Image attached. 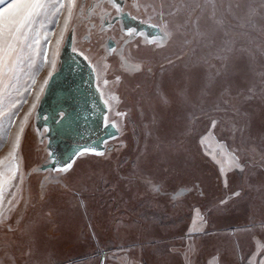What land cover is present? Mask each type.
I'll list each match as a JSON object with an SVG mask.
<instances>
[{
    "label": "rangeland",
    "instance_id": "374dc122",
    "mask_svg": "<svg viewBox=\"0 0 264 264\" xmlns=\"http://www.w3.org/2000/svg\"><path fill=\"white\" fill-rule=\"evenodd\" d=\"M76 2L78 4L79 0ZM217 3L223 5L224 10L231 4L233 14L238 17L247 16L248 5L257 9L252 19L255 27L243 21H232L237 27L228 73L215 75L220 67V61L215 58L216 52L197 50L195 57L189 54L184 63L177 62L175 67L166 66L164 80L169 91L188 89L193 101L200 100L206 110L207 105L218 102L221 94L228 90L229 94L223 99H231L241 108L242 114L255 113L256 131L251 137L255 143L242 145L247 149L249 168L232 178L231 166L226 159L225 166L229 168L230 175L227 187L216 180L211 170L205 169L211 178L202 185L207 189L208 200L214 204L221 199L228 200L226 210L208 218L205 209L201 208L206 201L188 194L191 185L185 187L186 178L180 171L182 161L178 146L182 137L179 122L174 134L165 140L158 130L160 116L152 111L155 100L151 105L142 101L139 90L134 91L135 103L132 106L119 107L115 112L120 134L106 142L104 157H81L62 177L51 178V174L45 173L43 180L34 176L26 184L27 171L34 162L37 148L30 139L27 143L25 138L37 108V96L40 98L44 81L52 71L51 62L54 59L56 65L60 54L62 40L59 53L54 55L67 15L65 10L64 15L58 18V25L52 17L40 18L44 30L55 33L48 60L41 64L37 59V66L33 69L25 64L23 72L19 73L18 83L15 80L5 81L0 102V158L7 156L11 150L26 114L28 120L16 179L8 183L7 161L2 169L5 187L4 204L0 211L5 219L12 217L13 228L18 227L19 231L5 232L0 228V264H155L169 250H175V259L180 264L185 252L192 256L187 249L190 229L194 230V239L199 247V254L192 257L195 264H216L217 250L224 247L228 248L233 264H261L264 261V142L259 137L260 116L264 111V9H261V0H217ZM148 14L155 19L153 13ZM65 34L63 32V37ZM137 55L154 57V63L160 64L164 63V57L175 58L179 52L173 47L162 53L140 50ZM193 62L199 75L195 81L189 78ZM107 63L114 61L110 59ZM185 64L189 68L186 69ZM154 71L155 79L159 80V68L154 67ZM101 76L102 82L113 78L110 72L105 76L102 71ZM143 79L138 78L139 81ZM130 82L135 89L137 81ZM33 104L35 108H32ZM169 111L165 109L164 115ZM220 118L225 121V127L231 125L230 116L222 115ZM168 141L177 147L170 148ZM166 152L171 156L158 171L159 183L146 191L143 181L137 183L133 176L137 161L145 155L164 159ZM21 175L22 183L19 179ZM129 176L133 177L132 183L125 179ZM42 183L53 193V199L45 204L38 200ZM241 187L244 189L242 197H232V192ZM13 196L16 201L11 205L10 212L9 200ZM198 208L199 215L196 212ZM50 211L51 216L48 215ZM204 219L208 220L209 236L199 235V230L205 227L202 223Z\"/></svg>",
    "mask_w": 264,
    "mask_h": 264
},
{
    "label": "snow or ice",
    "instance_id": "6c2138e0",
    "mask_svg": "<svg viewBox=\"0 0 264 264\" xmlns=\"http://www.w3.org/2000/svg\"><path fill=\"white\" fill-rule=\"evenodd\" d=\"M80 8L76 0H0V102L5 91V81L15 80L19 82V73L24 70L25 64L30 68H35L37 59L41 64L48 60V51L51 49L52 36L54 32L45 31L44 23L41 17H52L58 25V18L64 15L63 30L60 40L57 41L54 55L59 53L60 41L63 40V32L69 31L70 25L74 20L78 19L76 10ZM94 8L100 9L102 16L101 33L104 32V26L111 30L115 35L107 37L109 41L114 42L108 44L101 58L105 76L111 73L113 85H121L126 81H137L134 87L140 91L141 100L147 101L150 105L155 100V107L152 108L154 113L160 116V135L167 140L169 135L174 134V128L179 122L181 129L180 135L182 139L179 141V156L182 161L181 174L185 179V187L188 188V194L199 196L206 201L201 204V208L205 209L206 216L211 218L215 213L226 210L228 200L221 199L218 203L208 200L205 181L210 177L205 173V169H209L215 175L217 181L229 185L230 175L229 168L225 166V160L231 166L232 178L237 173H244L249 168L248 158L246 156L247 149L242 148L245 143H255L251 139L256 131V117L254 112L241 113V108L231 102V99L225 100L223 97L229 94L225 90L221 94V99L213 101L206 106L200 100L193 101L191 92L188 89L181 88L178 91H169L164 80V73L167 67H175L177 62L184 63L185 57L191 54L195 57L197 50H211L217 53L216 59L220 61V67L216 69V76H222L228 73L231 54L234 51L233 35L237 25L232 23L233 20L243 21L252 27L253 17L257 13V9L252 5L247 6V16L238 17L233 14V6L228 5L224 10L223 5L218 4L217 0H182L178 3H169L168 0H159L153 3H140V0H133L131 4L127 0H107L106 5H95ZM131 8L138 13H153L157 19L156 24L150 25L157 30V36H151L146 31L137 28L128 27L125 24L124 17L131 15L126 9ZM240 8V5H236ZM261 9H264V0H261ZM82 11V10H81ZM138 19L139 17H133ZM39 22V28L37 23ZM146 22V21H143ZM75 31V29H72ZM116 35L120 36V40H116ZM142 37L143 41L137 40L135 46H132V37ZM104 37L101 35L100 39ZM43 41V43H42ZM154 45V51L162 53L166 49L175 47L179 55L175 58L164 57V63L155 64L154 57L140 56L139 52L142 46ZM123 45V47H122ZM75 51V48L73 49ZM84 59H89L84 52L79 53ZM112 59L114 63L108 64L107 61ZM91 63V61H89ZM52 71L48 76L51 78L55 71V60L51 62ZM129 66L133 69L129 71ZM95 67V65H93ZM154 67L160 70V79L156 80V72ZM185 68H189L185 64ZM143 77L142 81L138 78ZM189 78L193 81L199 79L196 72V63L193 62L189 72ZM99 79V77H98ZM32 83H35L33 79ZM48 83L45 79L44 84ZM104 84L108 85L109 80L104 79ZM99 87V85H98ZM43 91V88H41ZM204 95V89L201 90V96ZM39 100V95L37 96ZM19 102V101H17ZM107 103V101H106ZM36 105L33 104L32 108ZM165 109H170L167 115H164ZM31 111V110H30ZM199 113V115H197ZM61 119H65L68 114L59 113ZM228 115L231 117V125L225 127V121L220 117ZM206 118V119H205ZM28 120V114L25 115L21 122L18 133L16 134L12 148L7 156L0 158V209L4 204V187L5 173L2 171L7 164L8 183L16 179V173L20 171L19 161L22 159L20 148L24 136L25 124ZM105 122L108 123L107 118ZM114 126V122H113ZM119 132V129H117ZM259 137L264 142V111L261 112ZM170 148H176L177 145L172 141H168ZM50 147V145H49ZM55 152H50L52 168L55 169L60 161L55 159ZM89 155L104 157L103 151H98L95 147L81 146L69 158V161L60 164L58 171L69 173L76 162V158L87 157ZM171 153L166 152L165 158L154 157L150 155L143 156L137 161L136 170L133 173L136 182L143 181V187L148 189L155 187L159 181L157 180L158 171L162 169L164 163L168 162ZM40 170L48 171L47 166H41ZM23 182V175L19 177ZM129 183H132L133 177H125ZM47 181V177H45ZM59 183V182H58ZM210 187V185H209ZM175 191V189H174ZM244 189L232 192V197L241 198ZM82 195V193H80ZM58 195V194H57ZM53 199L51 193L45 185H40L38 200L41 204L47 203ZM16 201L13 196L9 200V211L11 205ZM200 214V209L196 210ZM51 211L48 213L51 216ZM205 227L199 230V235L209 236L207 224L208 220H202ZM0 228L5 232L19 231L18 227L13 228L12 217L4 218L3 212L0 211ZM194 230L188 232L187 249L192 256L185 252L183 262L180 264H195L192 258L199 254V247L194 239ZM31 254L29 250V255ZM175 250L167 251L160 260L155 264H178L175 259ZM264 254V251H262ZM216 264H233L229 259V251L227 247L218 249ZM264 264V261L261 262Z\"/></svg>",
    "mask_w": 264,
    "mask_h": 264
},
{
    "label": "flooded vegetation",
    "instance_id": "af4514ba",
    "mask_svg": "<svg viewBox=\"0 0 264 264\" xmlns=\"http://www.w3.org/2000/svg\"><path fill=\"white\" fill-rule=\"evenodd\" d=\"M146 1L140 0V3H146ZM132 2L133 0H127L128 4ZM157 2L159 1L157 0ZM106 3L107 0H79L78 5H80V8H78L77 15L79 18L75 24L70 26L69 31H66L61 41L62 46L55 71L51 78H48V83L44 85L37 108L34 110L28 135L25 138L27 143L28 139H30L38 151L33 155L34 162L27 171L26 184L34 176L41 177L40 179L43 180L45 173L51 174V178L68 174L58 171L60 164H63L64 160L63 150H68L70 143L69 141H63L61 138L75 134L84 135L87 124L97 127V132H99L103 111L101 100L107 106L103 118L104 124H113L114 122L116 129L119 128L116 123L117 118L114 117L115 112L119 107L132 106L135 103L134 91L137 89H133L130 81H126L121 85H113L111 83L112 80H109L108 85H104V82H102L101 73L104 70L101 58L108 44L112 43L115 46L114 42L107 39L108 36L115 35V33L108 30L106 26H104V32L101 33L102 16L100 9L94 8V6H104ZM126 11L131 12L130 16L126 15L124 17L125 24L128 27L146 31L151 36L158 35L157 30L150 27V25L158 22L156 18L154 19L143 11L138 13L131 8L126 9ZM137 16L139 17L138 19L133 18ZM72 29H75V31H72ZM101 35L104 37L102 40L100 39ZM116 40H120L119 35H116ZM131 40L134 48L135 42L137 40L143 41V38L137 36L132 37ZM154 47V45L149 44L142 46L140 50L153 52ZM74 48L75 51L73 50ZM80 52H84V55L89 59H84L79 54ZM132 70L131 66H129V71ZM61 112L67 113L68 116L65 119H61L59 115ZM105 118H107L108 123L105 122ZM59 132L61 133L60 138L57 136ZM119 134L120 130L115 136L106 138L102 148L96 149L104 151L106 142L118 137ZM50 152H55V159L60 161V164L56 165L55 169L51 165ZM70 157H73V154ZM70 157H68L67 161H69ZM78 159L76 158V160ZM41 166H47L49 170L42 171L40 170Z\"/></svg>",
    "mask_w": 264,
    "mask_h": 264
},
{
    "label": "water",
    "instance_id": "95a60500",
    "mask_svg": "<svg viewBox=\"0 0 264 264\" xmlns=\"http://www.w3.org/2000/svg\"><path fill=\"white\" fill-rule=\"evenodd\" d=\"M102 103V114L101 120L99 124V132H97V127L91 126L90 124L86 125V132L83 135H71V136H63L61 139L63 141H69V149L63 150V163L68 160L72 154H74L81 146L95 147L97 149L102 148L103 142L106 138H110L111 136H115L117 134V129L113 124H104L103 118L105 111L107 110V106L104 101H100ZM59 138L61 133L57 135Z\"/></svg>",
    "mask_w": 264,
    "mask_h": 264
}]
</instances>
